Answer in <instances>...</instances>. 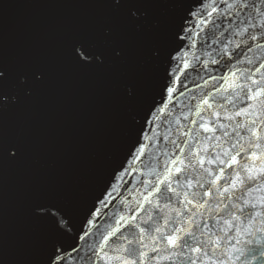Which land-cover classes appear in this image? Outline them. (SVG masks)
<instances>
[{"label":"snow or ice","instance_id":"snow-or-ice-1","mask_svg":"<svg viewBox=\"0 0 264 264\" xmlns=\"http://www.w3.org/2000/svg\"><path fill=\"white\" fill-rule=\"evenodd\" d=\"M86 6L53 57L0 52V175L38 166L37 100L54 78L102 77L117 101L86 179L71 198L29 201L27 258L9 261L0 236V264H264V0ZM241 232L248 247L230 255Z\"/></svg>","mask_w":264,"mask_h":264},{"label":"water","instance_id":"water-1","mask_svg":"<svg viewBox=\"0 0 264 264\" xmlns=\"http://www.w3.org/2000/svg\"><path fill=\"white\" fill-rule=\"evenodd\" d=\"M86 4L87 0H0V52L9 57H53L59 46L89 19L93 10ZM211 50L194 49L202 59H208L204 52ZM37 106L49 116L46 126L36 132L38 166L28 172L9 168L0 175V236L9 261L27 258L20 236L28 202L56 196L71 198L86 179L88 152L97 147L98 136L106 120L114 116L117 101L105 91L102 77L73 72L66 78H54L50 88L38 97ZM228 107L235 111L231 105ZM181 109L187 111L181 105L177 114ZM204 119L208 120L209 114ZM223 123L232 133L235 121ZM224 139L234 140L235 135ZM216 143L205 142V146ZM208 216L205 212L204 218ZM237 239L240 242L233 241L230 255L248 247L245 241L250 237L245 233L241 232Z\"/></svg>","mask_w":264,"mask_h":264}]
</instances>
